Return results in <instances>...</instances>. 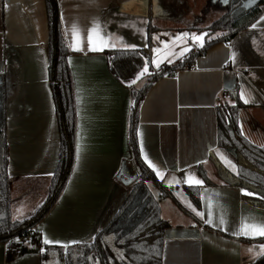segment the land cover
Returning a JSON list of instances; mask_svg holds the SVG:
<instances>
[{
	"label": "crops",
	"instance_id": "crops-1",
	"mask_svg": "<svg viewBox=\"0 0 264 264\" xmlns=\"http://www.w3.org/2000/svg\"><path fill=\"white\" fill-rule=\"evenodd\" d=\"M209 2L215 4L213 0H59L60 17L63 13L65 21L76 23L79 29L99 25L90 32L95 51L72 50L65 37V21L61 20L70 52L80 161L76 162L74 150L73 170L60 197L34 229L38 242L26 240V253L11 261L7 260V244H0V264H41L45 236L60 242L48 246L89 244L116 216L139 178L140 169L128 144L131 88L111 73L106 52L134 50L130 45L145 49L139 46H148L151 34L152 50L159 48L153 60L162 59L160 68L175 67L201 49L200 42H193L190 36L203 31L199 27L167 25L165 20L177 14V7L186 6L198 8L192 10V21H198L199 8ZM261 17L264 14L253 23L255 28L252 24L230 42L210 47L172 77L156 69L152 60L154 69L134 84L139 87L157 77L140 109L138 140L140 148L143 144L140 153L144 164L148 167L150 161L156 166L163 179L148 168L170 191L185 189L189 183L195 185L196 179L204 181L201 170L212 184L204 182L199 186L201 207H194L204 212V219H209L211 210L213 224H205L188 207V212L180 210L169 199H174L173 195L160 198L159 186L148 182L154 197L160 198L161 217L168 224L163 264H255L263 256H257V252L264 243L233 235L243 217L264 221V208L244 201L241 188L228 184L236 171L220 158L233 163L218 149L216 113L220 103L232 102L231 93L254 100L245 104L240 98L244 107L239 113V126H243V134L250 142L264 144ZM184 32L189 33L186 43L173 39ZM155 36L166 46L154 40ZM81 38L78 32L73 41L75 49L81 48ZM48 41L45 0H11L10 8L0 0V119L5 118L9 145L14 220L34 216L45 203L53 176L49 173L55 172L59 160L60 136L49 81ZM184 47L190 51L181 56ZM169 59L173 61L170 64ZM76 143L77 135L75 146ZM220 166L228 171L225 176L219 173ZM221 216L227 221L228 231L213 226ZM259 238L264 237L256 239ZM249 248L253 250L249 252Z\"/></svg>",
	"mask_w": 264,
	"mask_h": 264
},
{
	"label": "trees",
	"instance_id": "trees-1",
	"mask_svg": "<svg viewBox=\"0 0 264 264\" xmlns=\"http://www.w3.org/2000/svg\"><path fill=\"white\" fill-rule=\"evenodd\" d=\"M241 0L230 5L221 18L203 30L208 35L204 47L195 54L179 61L175 68L182 69L191 64L193 58L203 55L218 44L228 43L236 35L248 29L264 14V0H255L247 8H241ZM48 22L49 81L56 105V117L60 136L59 160L54 175L50 179L48 197L37 213L25 220H14L11 179L8 174L9 145L7 141L5 118L0 119V244H7V260L26 253L24 242H38L34 229L60 197L74 166L76 140V108L72 75L68 63L69 50L66 45L59 0H45ZM150 27V31H151ZM215 35V38L212 36ZM212 38V39H210ZM111 73L122 83L131 88L133 105L129 116L128 144L133 159L140 169V175L126 198L123 206L112 221L89 244L72 245L67 249L57 246H41V264H163L164 234L168 224L162 219L160 198L172 197L171 191L144 164L141 158L138 126L140 109L156 76L143 85L135 87L131 83L143 71L145 59L152 71L153 52L151 34L145 49L108 50L106 52ZM232 102L225 100L216 107L218 126V149L232 158L236 165V175H232L229 185L248 191L255 190L264 195V144L250 142L241 135L239 113L244 107L238 92L231 93ZM225 176L224 167L218 168ZM205 185L212 186L201 170ZM153 181L160 189V198L154 197L148 182ZM189 198L200 209V187H185ZM259 208H264V199L257 196H243ZM200 223L201 220L198 219ZM113 238L114 247L104 244L105 237ZM19 237L20 242H15ZM249 242L264 243V238L256 240L242 239ZM123 241V242H121ZM123 253V259L120 258ZM91 257V259H89ZM255 264H264V255Z\"/></svg>",
	"mask_w": 264,
	"mask_h": 264
},
{
	"label": "snow or ice",
	"instance_id": "snow-or-ice-1",
	"mask_svg": "<svg viewBox=\"0 0 264 264\" xmlns=\"http://www.w3.org/2000/svg\"><path fill=\"white\" fill-rule=\"evenodd\" d=\"M213 2H217V0H213ZM220 3L222 4H227L229 2V0H219ZM11 6V0H4V7L5 8H10ZM61 20L65 21V17L64 14L61 13ZM261 20H264V17H261ZM65 37L68 39V47L71 48L72 50H80V51H84V50H89V51H95L96 49L92 46V40H91V35L90 32L95 30V27H99V25H95L92 29H79L76 23H71L68 21H65ZM257 25L253 24L252 27L255 28ZM80 32L82 33V38H81V48L80 49H75L73 47V41L75 36L77 35V33ZM167 35V34H165ZM207 33H203V34H196V33H192L190 36V39L193 42L199 41V47L203 48L204 47V37L207 36ZM185 38H189V33L188 32H184L182 34H177L173 39L174 40H185L186 43V39ZM154 40L160 41L161 44H165L164 41L160 40L159 36H155L153 37ZM84 45H87V48L85 49ZM166 46V44H165ZM112 47L114 48L115 45L113 44ZM128 47H131L132 49H135L137 46L135 45H130ZM139 47L143 48V47H147V44H142ZM103 50V49H101ZM153 53L158 52L159 48H153ZM190 51L189 47H184L182 48L180 55L183 56L184 53H187ZM235 55V54H233ZM169 64L172 63L173 61L171 59H169L167 61ZM69 63H71V61L69 60ZM153 64L155 65L156 69L160 68V63H157L155 60H153ZM149 72V68H148V61L147 59H145V64H144V68L143 71L139 74V76H137L136 79L132 80L131 83L135 84L137 82V80L140 78V76H143L145 73ZM243 102L245 104H248L250 102H255L250 101L249 99L244 98L243 94H241L240 97ZM77 103H79V100H77ZM139 135V132L137 133ZM77 143L75 146V160L78 163L80 161V154H81V145L79 143L80 140V133L77 132ZM241 135H243V126L241 125ZM141 152H143V144L141 143V148H140ZM221 160L224 161V163L226 165H229L232 169V171H236V166L234 164H232L231 161L227 160L225 157L221 156L220 157ZM147 159V158H146ZM148 167L152 168V170L155 172L156 176L160 179H163V176L161 174V172L159 170H157L156 166L151 163L150 161L148 162ZM49 175H54V173H49ZM180 180H177V183H180ZM185 183H188L187 180L184 181ZM204 181L202 179H196L195 180V185H192L189 183L190 187L193 186H203ZM67 189H65L66 191ZM241 194L245 195V196H257L258 199H264V195L261 194H257L255 190L253 191H248L247 189H241ZM202 199H203V195H202ZM192 211L195 212V214L197 216H199L202 220H204L205 224H213V220L211 219L212 217V212L211 210L209 211V219H204V212L202 211H196V209L193 207ZM227 221L224 219L223 216H221V218L219 219V223L218 224H214V227H218L220 228L222 231H228V228L226 227ZM233 235L235 236H244L246 238L249 239H256L257 237H264V221H261L259 218L257 217H243L240 224L238 225L237 229L233 232ZM15 242L19 243V237L14 238ZM90 239H92L90 237ZM123 242V241H121ZM42 243L43 245H51V244H60L59 241H54L52 239H49L47 236H45L42 239ZM72 243H76L75 241H73ZM63 248L67 249L68 247H70L69 244L65 243L61 245ZM260 251L257 252V256H261L264 255V244H260L259 246ZM253 249L249 248L248 251L251 252ZM41 251H44V249H41ZM121 259H123V253H121L120 256ZM89 259H91V257H89ZM97 264H99V260L97 259ZM109 264H111V258H109Z\"/></svg>",
	"mask_w": 264,
	"mask_h": 264
},
{
	"label": "rangeland",
	"instance_id": "rangeland-1",
	"mask_svg": "<svg viewBox=\"0 0 264 264\" xmlns=\"http://www.w3.org/2000/svg\"><path fill=\"white\" fill-rule=\"evenodd\" d=\"M244 1L245 2H242L239 5L240 7L242 4H243V6H246L247 3H249L248 0H244ZM197 9L198 8H196V7H191V8L186 7V6H183V8L177 7V9H176L177 14L175 16H171L170 18L166 19L165 21H168V22H166V24L167 25H170V24L183 25L185 27H199V28H201L200 30L203 31L206 28H208L214 21L221 18L227 11H229L230 3L228 2L227 4H222L219 2V0H217V2H215V4H213L212 2H209V4L206 7H200L199 8L201 13L199 15L198 21L195 20L196 21L195 22V21H192L193 20L192 10L196 11ZM203 32L202 33L198 32L197 34H203ZM212 38H215V35H213ZM212 38H210V39H212ZM204 41H205V39H204ZM161 61H162V59H159V62H157V63H160ZM226 157H228L230 159L229 156H226ZM232 164L235 165L234 162ZM229 168L231 169L230 166H229ZM236 172H237V168H236ZM171 193H172L174 199H171V198H169V199L172 202L176 203V205L178 206V208L180 210L187 211L188 209L192 210V207H195V204L191 201L188 193L186 192V190L183 187H181V188L179 187V189L172 188ZM187 202H190V204L187 205ZM187 207H188V209H187ZM38 210H39V208L37 209V211ZM192 214H194V213H192ZM103 242H104V244L108 245L111 248L114 247L112 237H109V236L105 237Z\"/></svg>",
	"mask_w": 264,
	"mask_h": 264
},
{
	"label": "built area",
	"instance_id": "built-area-1",
	"mask_svg": "<svg viewBox=\"0 0 264 264\" xmlns=\"http://www.w3.org/2000/svg\"><path fill=\"white\" fill-rule=\"evenodd\" d=\"M186 67V66H185ZM160 71L166 75V76H174L176 74V72L178 71L175 67H167V66H162L160 68Z\"/></svg>",
	"mask_w": 264,
	"mask_h": 264
},
{
	"label": "flooded vegetation",
	"instance_id": "flooded-vegetation-1",
	"mask_svg": "<svg viewBox=\"0 0 264 264\" xmlns=\"http://www.w3.org/2000/svg\"><path fill=\"white\" fill-rule=\"evenodd\" d=\"M234 1H236V0H229L230 5H231ZM254 1H255V0H248L249 3H247L246 6H243V4H242V5H241V8H247V7H249L250 5L253 4ZM241 2H245V1H244V0H241ZM240 4H241V3H240Z\"/></svg>",
	"mask_w": 264,
	"mask_h": 264
}]
</instances>
